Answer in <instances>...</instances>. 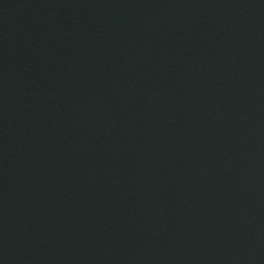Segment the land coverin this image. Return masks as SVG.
Here are the masks:
<instances>
[{"label": "water", "instance_id": "water-1", "mask_svg": "<svg viewBox=\"0 0 264 264\" xmlns=\"http://www.w3.org/2000/svg\"><path fill=\"white\" fill-rule=\"evenodd\" d=\"M0 264H264V0H0Z\"/></svg>", "mask_w": 264, "mask_h": 264}]
</instances>
